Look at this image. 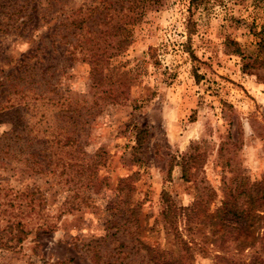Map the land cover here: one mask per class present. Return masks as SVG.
<instances>
[{"label":"rangeland","instance_id":"obj_1","mask_svg":"<svg viewBox=\"0 0 264 264\" xmlns=\"http://www.w3.org/2000/svg\"><path fill=\"white\" fill-rule=\"evenodd\" d=\"M135 1L0 0V264H153L145 246L192 264L264 258V243L222 252L211 227L164 219V192L176 207L200 196L212 213L240 177L264 178V67L253 65L264 0H148L140 18L128 13L133 44L105 69L115 102L84 60L112 41L80 42L115 32Z\"/></svg>","mask_w":264,"mask_h":264},{"label":"trees","instance_id":"obj_2","mask_svg":"<svg viewBox=\"0 0 264 264\" xmlns=\"http://www.w3.org/2000/svg\"><path fill=\"white\" fill-rule=\"evenodd\" d=\"M148 0H140L137 2H132L129 6H123V9L126 11L124 18L117 27L115 32H106L100 35L97 33L91 34L90 37L84 38L81 44L84 42H93L95 37L112 41L111 44L107 46H99L97 48L93 47V50L89 51L88 55L84 54V60L87 61L92 67V77L94 83L98 87H102L106 93V85H109L106 81L111 79L109 75L105 74V69L107 63L124 53L132 44H133V33L128 28L129 22L127 19L128 13L136 12L142 8L139 18L143 14V5ZM205 0H191L192 5H200ZM85 19L75 20V24L79 29H83L85 24ZM82 27V28H81ZM52 36L55 34H51ZM260 41L258 43V56L254 61V64L264 67V28L259 34ZM55 37V36H54ZM239 53V51H238ZM30 84L29 82H27ZM45 84V83H44ZM40 84L36 85L39 86ZM105 85V86H104ZM42 86V84H41ZM112 88L115 86V83H112ZM115 87L113 90L107 89L110 91V99L113 101H119L120 96H114ZM113 96V97H112ZM53 100H49L48 104L52 103ZM62 110H66L62 107ZM14 118H16L15 129L13 133L19 132L20 127L23 125L24 117L20 110H14L11 113ZM141 134L143 132H140ZM19 135V134H18ZM58 139V138H57ZM60 143V140H59ZM77 140L69 135L65 136L63 146H72L76 145ZM106 155L102 150L96 151L94 157L91 159L90 164L84 170L88 172L89 175H92V179L98 175V169L103 165L102 157ZM196 159V156L188 155L183 158L181 163L183 169V179L187 182H191V170L193 169V161ZM130 179H122L120 184V191L123 190V184L128 182ZM164 201L167 204L166 210L164 212V219L166 223L174 222L175 218H182L186 225H189L192 229L193 224L198 221L201 225L209 226L212 229L211 236L213 237L212 244L218 246L222 252L227 251L233 247V249L238 252H244L246 249L254 248L260 243H264V178L255 182H247L244 179H241L237 183L235 189H228V192L225 194V198L222 202V205L214 212L208 210V201L202 199L200 196L197 197L193 206L191 207H176L171 203L170 195L167 192H164ZM136 213V211H133ZM22 224L17 223L15 227L11 226L9 229L12 231L16 228L17 234L16 238L19 237V242L22 240L20 238L25 232L23 230ZM14 228V229H13ZM262 232V234H261ZM187 249L189 246L186 242H183ZM264 245V244H263ZM144 249L150 254L151 262L153 264H192V257L190 261H184L180 256H176L173 252H159L154 250V248H149L145 246ZM218 262L217 264H223V262L233 261L231 259H226L222 256L216 257ZM248 264H264V258L262 257H253Z\"/></svg>","mask_w":264,"mask_h":264}]
</instances>
